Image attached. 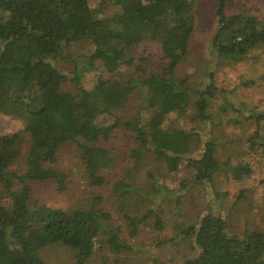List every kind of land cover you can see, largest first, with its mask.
Masks as SVG:
<instances>
[{"label":"trees","instance_id":"trees-1","mask_svg":"<svg viewBox=\"0 0 264 264\" xmlns=\"http://www.w3.org/2000/svg\"><path fill=\"white\" fill-rule=\"evenodd\" d=\"M91 1L0 0V112L18 117L25 125L22 134L0 137V187L12 200L11 209L5 207V195L0 190V264H46L41 252L58 244L74 252L76 264H85L102 236L117 253L129 249L120 241V229L109 230L110 214L95 206L66 211L33 201L27 183L53 181L59 192H65L68 176L53 165L66 144L77 142L91 184L104 186L102 174L113 158L100 143L122 122L118 117L112 124L103 120L121 110L138 89L146 90L144 110L136 121L124 125L136 134V159L154 155L172 173L187 161L194 172L192 182L199 185L213 183L219 173L235 181L253 173L249 162L220 159L217 140L204 142L201 134L170 130L166 122L173 115L183 116L195 95L197 116L211 122L213 101L223 93L215 86L213 74L204 88H191L186 80L174 78L173 71L189 52L196 5L203 1L219 5L211 52L220 60L241 63L254 49L264 50V22L248 10L227 14L226 0H98L119 7V12L109 17L93 10ZM84 40L92 42L94 52L87 65L76 64L78 92H65L68 76L53 61L62 56L65 46ZM146 40L161 45L163 58L172 66L168 74L141 75L144 69L136 65L133 52ZM95 62L102 63L112 76L119 75L122 68L133 67L137 77L100 78L95 88L86 89L82 86L83 73L93 70ZM261 80L264 84V76ZM222 111L227 112L225 108ZM254 118L252 114L244 120ZM236 121L242 122V116ZM261 124L249 144L251 149L258 148L264 159ZM26 141L30 142L26 169L19 175L12 166ZM16 183L23 187L15 190ZM114 192L132 235L151 218L156 230L164 229L162 216L154 210L142 216L127 212L130 206L126 196L144 198L141 190L119 182ZM243 197L241 194L237 201ZM101 202L98 199L94 205ZM228 229L226 218L209 212L198 225L182 230V235L192 240V255L184 264H264V232L246 230L233 235Z\"/></svg>","mask_w":264,"mask_h":264},{"label":"rangeland","instance_id":"rangeland-1","mask_svg":"<svg viewBox=\"0 0 264 264\" xmlns=\"http://www.w3.org/2000/svg\"><path fill=\"white\" fill-rule=\"evenodd\" d=\"M93 10L102 17H109L119 12V7L94 0L90 2ZM216 1L199 2L195 7L196 25L191 37L188 55L173 71L177 81L186 80L191 88L205 87L210 76H214L215 86L223 91L212 106V121L204 122L196 114L193 105L183 116H171L166 126L170 130L185 129L201 134L203 141H218L219 157L233 163L249 162L253 168L250 177L235 181L223 173L214 176L211 184H193V171L184 161L176 173L169 172L163 161L147 154L141 159L134 157L137 147L136 134L127 130L126 122L136 121L144 110L147 98L144 88L134 91L124 107L114 116H106L105 124H112L119 118L122 126L111 137L100 143L113 158L112 165L103 172L106 184L93 186L83 163L79 143L70 142L58 153L53 167L68 176L67 190L59 192L55 182L27 183L32 188L33 201H40L52 208L66 211L90 209L93 206L111 215L109 230L120 229V241L129 248L117 253L106 236L96 244V250L85 264H184L192 255V240L185 238L182 230L199 224L202 217L211 212L222 215L228 222V231L240 235L246 230L264 232V159L261 151L251 149L249 139L256 135L260 124L264 131V50L254 49L249 58L241 63L220 60L211 52V42L218 28ZM250 11L264 22V0H226V12L229 15ZM94 52L91 41L84 40L64 47L62 56L54 60V65L68 76L69 81L63 91L78 92L76 64L87 65L88 58ZM136 65L144 69L141 75L168 74L171 63L163 58L161 45L157 41L146 40L134 52ZM84 72V71H83ZM137 77L135 68H122L119 75L109 74L102 63L95 62V68L83 73L82 86L86 89L96 87L98 80H122ZM140 76V74L138 75ZM129 77V78H128ZM227 112H223L222 109ZM254 114L252 120L245 117ZM143 115V114H142ZM242 116V122L236 119ZM244 117V118H243ZM24 122L15 116H6L0 112V137L22 134ZM30 142L21 148L19 159L12 170L22 175L25 173V159ZM126 182L141 190L144 198L128 195L127 212L142 216L149 211H156L162 216L164 229L156 230L154 218L141 226L137 235L131 234L129 223L124 213L116 204L114 188L117 183ZM23 185L16 183L15 190ZM161 188V189H160ZM4 205L12 207V200L7 197L4 188ZM244 197L237 201L239 196ZM147 196V197H146ZM101 199V204L95 201ZM179 203V207H177ZM46 264H76L74 252L62 244L49 246L41 252Z\"/></svg>","mask_w":264,"mask_h":264}]
</instances>
